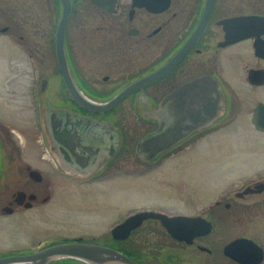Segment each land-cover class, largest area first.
<instances>
[{"label":"flooded vegetation","instance_id":"obj_1","mask_svg":"<svg viewBox=\"0 0 264 264\" xmlns=\"http://www.w3.org/2000/svg\"><path fill=\"white\" fill-rule=\"evenodd\" d=\"M70 1L64 34L69 82L57 48L63 0H44L45 14L37 20L29 11L23 27L15 25L13 11L0 16L8 64L29 67L26 89L7 95L12 104L16 96L27 100V118L21 121L14 107L0 108V176L8 170L17 186L0 191L1 218L51 202L60 185L69 191L73 182L125 168L133 153L148 166L186 159L209 137L238 131L246 115L235 105L239 88L226 76L228 66L246 86L264 88L249 80L251 69L264 70V0ZM7 79L10 84L14 77ZM137 83L103 113L73 98L76 90L105 102ZM259 102L246 122L264 135L253 121ZM17 126L26 130L23 141ZM6 146L9 169L3 168ZM197 215L211 230L191 244L151 220L193 246L201 264H264V167L228 183ZM79 237L89 240H62Z\"/></svg>","mask_w":264,"mask_h":264},{"label":"rangeland","instance_id":"obj_2","mask_svg":"<svg viewBox=\"0 0 264 264\" xmlns=\"http://www.w3.org/2000/svg\"><path fill=\"white\" fill-rule=\"evenodd\" d=\"M2 10L13 11L15 25L23 27L28 24L29 11L33 18L40 20L48 6L44 0H0V16H5ZM5 42L9 41L0 39V100L3 101H0V108L14 107L16 115L24 121L28 112L23 106L28 104L27 100L16 96L12 104L7 95L11 88L26 89L25 78L28 76L25 74L29 67L24 62L8 64L6 54L9 51ZM225 73L230 80H235L239 90L236 91L238 104H234L240 105L246 115L240 118L241 123L236 126L238 131L209 137L186 159L183 156L171 158L148 166L143 165L132 151L125 168L102 174L92 181L73 182L69 191L60 185L52 193L51 202L34 209L20 208L14 214L0 217V252L35 251L40 243L44 246L61 241L63 236H84L89 240L95 237L100 244L128 249L146 264H201L200 253H194L193 246L167 235L157 220H147L124 241L115 240L111 232L119 221L135 212L200 214L205 204L214 201L215 194L228 183L264 167V140L254 138H264V135L254 133L246 122L251 120L255 104L264 101V88L246 86L235 73L232 74L229 66ZM8 74L14 77L10 84ZM15 130L23 141L25 128L17 126ZM9 150L7 146L4 149V169L10 168ZM8 172L6 170L0 176V191L6 193L17 188Z\"/></svg>","mask_w":264,"mask_h":264},{"label":"water","instance_id":"obj_3","mask_svg":"<svg viewBox=\"0 0 264 264\" xmlns=\"http://www.w3.org/2000/svg\"><path fill=\"white\" fill-rule=\"evenodd\" d=\"M63 2L64 11L58 28L57 48L62 70L69 82L71 75L64 55V34L65 25L71 12L72 5L70 0H63ZM243 35L245 34H241L239 37H243ZM151 78L152 76L147 80ZM249 80L257 84L264 83V70L251 69L249 71ZM138 84L139 83L135 84L131 88L124 90L122 93L105 102L91 100L81 95L76 90H73V98L85 108L103 113L117 106L132 88L137 87ZM253 121L259 128L264 129V102L257 104ZM147 218L160 219L162 225L173 237L188 243H192L196 236L206 234L211 230V224L200 216H168L159 212L142 211L129 216L122 223L116 225L112 230L113 236L116 239L127 238L132 230L139 227ZM66 258L77 259L88 264H142L115 247L95 242H87L84 241L82 237L72 241L50 244L34 252L2 256L0 257V264H51L54 261Z\"/></svg>","mask_w":264,"mask_h":264},{"label":"trees","instance_id":"obj_4","mask_svg":"<svg viewBox=\"0 0 264 264\" xmlns=\"http://www.w3.org/2000/svg\"><path fill=\"white\" fill-rule=\"evenodd\" d=\"M125 252L128 253L129 255H131L132 257H134V255L131 252H129V250H126ZM134 258H136V257H134ZM71 263L87 264L85 262H82V261H79V260H76V259H69V258L56 261V262H54L52 264H71Z\"/></svg>","mask_w":264,"mask_h":264}]
</instances>
